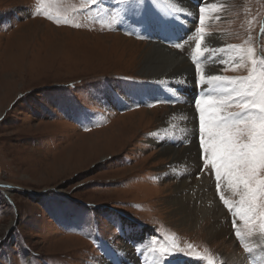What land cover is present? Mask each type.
I'll return each instance as SVG.
<instances>
[{
	"label": "rangeland",
	"instance_id": "obj_1",
	"mask_svg": "<svg viewBox=\"0 0 264 264\" xmlns=\"http://www.w3.org/2000/svg\"><path fill=\"white\" fill-rule=\"evenodd\" d=\"M146 3L0 0V264H220L224 251L245 258L249 240L264 238L259 217L236 220V209L230 212L222 200L220 221L228 223V234L220 244L204 231L212 219L191 229L174 218L167 202L179 178L165 177L174 157L162 160L164 148L151 137L174 123L177 104L159 95L166 81L141 75L149 33L131 20ZM162 5L168 15L175 8L166 0L150 4ZM196 9V34L181 52L193 55L200 28L222 34L234 58L221 69L224 76H259L264 0H221ZM145 110L149 122L142 121ZM177 145L187 148L184 141ZM200 166L219 194L214 171ZM223 190L233 207L239 204L238 193ZM148 232L152 237L141 239Z\"/></svg>",
	"mask_w": 264,
	"mask_h": 264
},
{
	"label": "bare ground",
	"instance_id": "obj_2",
	"mask_svg": "<svg viewBox=\"0 0 264 264\" xmlns=\"http://www.w3.org/2000/svg\"><path fill=\"white\" fill-rule=\"evenodd\" d=\"M168 1L166 0V3L174 6L177 12L196 20L198 12L195 10L190 11L192 7H190L185 0ZM208 2L210 5L221 2V0H208ZM187 10L190 12L186 13ZM159 44V42H151L148 45L149 49L146 51L142 60L143 70L141 75L149 77L153 80L152 83H156L157 81L164 83L166 81L165 90L175 99V102L177 103V107L173 110V116L175 119L174 123L170 122L159 130L158 135L152 137L153 142L162 145L164 148V150L160 152L162 160L171 159L172 161L171 157H174L170 170L165 177L177 176L179 178L176 186L170 185L171 189L174 188L172 189V192H175V194L171 197L167 204L170 208H173L171 212L175 216L174 218L181 219L182 222H180V225L190 227L191 229L192 226L197 227V224L202 220H206L208 218L212 219V222H210L212 223L211 226H207L205 230L203 229L204 226H201L199 229L206 232L209 242L215 240V243L220 244L223 240L225 241L222 237L228 234V223L223 224L220 221V218L225 215L220 205L221 202H219L221 201L220 195L222 189L227 192L228 189L230 191V188L227 186V181L225 179L221 182V187L219 189L220 193L218 194L215 192L214 183L210 180V176L207 177L204 173L200 174L202 150L197 144L198 139H196L197 117L195 116L196 108L194 107V103L195 100H198L201 96L207 95L206 86L203 83L200 85L198 84L196 78L197 67L194 68L190 64L185 54L167 49L162 47L163 45L160 46L161 44ZM229 46L232 45L223 38L222 34H206V38L201 46L202 51L206 50V58L202 60L200 66V68L203 69L205 77H210L212 75L223 76L221 67L234 59L232 57V52L230 51L233 46ZM172 79H174L173 83L170 82ZM179 80L184 82H180ZM188 84L190 86H187ZM177 86L180 87V89H177ZM213 90V94L217 95L219 89L214 86ZM144 112H146V110ZM151 119L152 115L148 112H146L142 117L143 122L147 120L149 122ZM171 135L177 136L173 139V136ZM167 136H170V139L172 138L173 140H169L168 142L164 140V138L162 139V137ZM181 141L187 143V148H183L180 145L175 146L176 143ZM238 217V215L235 216L236 220ZM140 236L141 235L138 237ZM249 244L251 249L250 256L248 254L247 256L245 255L244 258L243 256L241 257L238 255V253L228 254L224 251L225 255L220 257V264H244V262L249 261V258L251 261L250 264H264V238L257 234L254 239L249 240ZM233 249L236 252L235 248ZM113 251L120 254V257L129 256L132 260L135 257L128 254L127 249H114ZM234 251L232 250V252Z\"/></svg>",
	"mask_w": 264,
	"mask_h": 264
},
{
	"label": "snow or ice",
	"instance_id": "obj_3",
	"mask_svg": "<svg viewBox=\"0 0 264 264\" xmlns=\"http://www.w3.org/2000/svg\"><path fill=\"white\" fill-rule=\"evenodd\" d=\"M90 3L95 4L96 0ZM203 42L201 36L197 52L201 51ZM247 51L250 56L255 55L251 48ZM252 63L255 65V60ZM197 73L200 85L205 76L199 66ZM207 81L215 82L216 88L222 89L225 95L217 97L211 89L210 94L201 96L194 105L199 113L202 163L214 170L217 190L226 179L227 186L239 194V204L235 207L241 220L247 224L259 217L264 222V69L259 76L246 79L228 80L212 75ZM233 106L239 112L225 114V110ZM220 199L225 205L229 204L223 195ZM233 226H236L235 221ZM236 235L240 236V232Z\"/></svg>",
	"mask_w": 264,
	"mask_h": 264
}]
</instances>
